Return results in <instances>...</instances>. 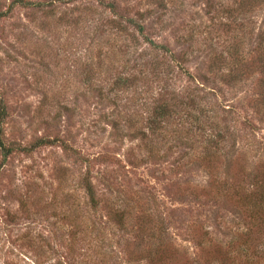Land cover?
Returning a JSON list of instances; mask_svg holds the SVG:
<instances>
[{
    "label": "rangeland",
    "instance_id": "rangeland-1",
    "mask_svg": "<svg viewBox=\"0 0 264 264\" xmlns=\"http://www.w3.org/2000/svg\"><path fill=\"white\" fill-rule=\"evenodd\" d=\"M23 1L0 264H264V0Z\"/></svg>",
    "mask_w": 264,
    "mask_h": 264
},
{
    "label": "trees",
    "instance_id": "trees-1",
    "mask_svg": "<svg viewBox=\"0 0 264 264\" xmlns=\"http://www.w3.org/2000/svg\"><path fill=\"white\" fill-rule=\"evenodd\" d=\"M16 2H19V3H23V4H29L28 2L26 1H23V0H16ZM99 2L101 4H105L107 8H112L113 5L112 3L108 2V3H105L101 0H99ZM138 28L139 30L141 29V27L138 25ZM226 76H229V77H232L234 76L233 74L231 73H227ZM5 118V106L3 104V102L1 101L0 99V123L1 121H3V119ZM38 143H44L45 141L43 139H40L37 141ZM14 148L13 146H6L4 141H3V137H2V134H1V128H0V153L2 155V160H6L7 157L14 151ZM31 148V147H30ZM86 190L88 191V193L90 194V196L92 195V190H91V187H90V184H89V181H86ZM258 206H260V208H262L261 206H264V198H261L258 203H257Z\"/></svg>",
    "mask_w": 264,
    "mask_h": 264
}]
</instances>
